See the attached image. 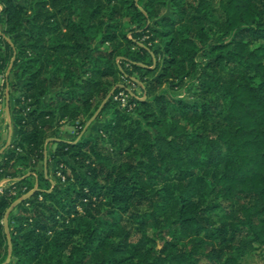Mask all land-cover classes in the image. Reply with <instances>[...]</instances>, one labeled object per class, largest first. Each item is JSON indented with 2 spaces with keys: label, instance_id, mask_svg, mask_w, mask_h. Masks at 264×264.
<instances>
[{
  "label": "trees",
  "instance_id": "obj_1",
  "mask_svg": "<svg viewBox=\"0 0 264 264\" xmlns=\"http://www.w3.org/2000/svg\"><path fill=\"white\" fill-rule=\"evenodd\" d=\"M0 69L17 127L0 264H240L264 247V0H0ZM190 83L192 101L172 93ZM99 107L98 134L61 137Z\"/></svg>",
  "mask_w": 264,
  "mask_h": 264
},
{
  "label": "rangeland",
  "instance_id": "obj_2",
  "mask_svg": "<svg viewBox=\"0 0 264 264\" xmlns=\"http://www.w3.org/2000/svg\"><path fill=\"white\" fill-rule=\"evenodd\" d=\"M6 71L3 73L2 77L0 76V82L3 79L6 80V76H5ZM10 80L13 82L14 81L13 77H11ZM136 81L139 82V79L136 78ZM5 82H3V84L0 86V89L3 95L2 103L5 102V99H6L7 86H5ZM126 86L131 91L133 90V92H135L138 96L143 97L142 89L137 83L133 84L131 81H126ZM172 93L185 100L192 101L193 96H194V84L190 83L188 85H185L177 90H173ZM99 112H100V107L94 114H92V112H88V113L83 114L77 120L72 121L71 123H64V126L62 127V130L60 133L61 137L64 136V133H63L64 129L73 130V136L70 138V140H73L75 138L79 139L81 136H84L85 138L95 136L96 134H98L100 125L108 119L107 115H103L101 119H98ZM2 146L3 144L0 143V148ZM54 148H55V144L53 142L51 144L50 143L48 144L49 152H52ZM55 168H56L55 161H52V160H50L49 162L45 160L44 163H41L38 166L39 171H42V172L44 171V173L46 175H49L50 179L52 180H55V176H54ZM5 183L7 182H4L3 184L10 185V184H5ZM263 262H264V247L256 248L251 254L245 256L241 260L240 264H263Z\"/></svg>",
  "mask_w": 264,
  "mask_h": 264
},
{
  "label": "crops",
  "instance_id": "obj_3",
  "mask_svg": "<svg viewBox=\"0 0 264 264\" xmlns=\"http://www.w3.org/2000/svg\"><path fill=\"white\" fill-rule=\"evenodd\" d=\"M5 82L3 79L0 82V86ZM14 106V97L10 95L9 88L6 89V99L5 102L0 103V143L3 146L0 148V153L4 150V148L16 137L17 127L13 121L12 116V108ZM64 139L70 140L73 136V130L64 129ZM52 142H50L51 144ZM12 181H8L5 184H10ZM7 185H4V187Z\"/></svg>",
  "mask_w": 264,
  "mask_h": 264
},
{
  "label": "built area",
  "instance_id": "obj_4",
  "mask_svg": "<svg viewBox=\"0 0 264 264\" xmlns=\"http://www.w3.org/2000/svg\"><path fill=\"white\" fill-rule=\"evenodd\" d=\"M3 73H4V71H2L0 69V76L1 77H2ZM2 96L3 95H2V92H1V89H0V103L3 101V97ZM138 97H140V96H138ZM115 99L116 100H120L123 106L127 103V95L124 92H121V93H119V95L115 96ZM8 181H10V180L9 179H3V180L0 181V193L4 189V184L3 183L4 182H8Z\"/></svg>",
  "mask_w": 264,
  "mask_h": 264
},
{
  "label": "water",
  "instance_id": "obj_5",
  "mask_svg": "<svg viewBox=\"0 0 264 264\" xmlns=\"http://www.w3.org/2000/svg\"><path fill=\"white\" fill-rule=\"evenodd\" d=\"M31 193H32V192H31ZM31 193H29V194H27V195L21 197L20 199H18V200L12 205V207H14L16 204L22 202L25 198L29 197V196L31 195ZM12 207H11V208H12ZM11 208H10V209H11ZM10 209H9V210H10ZM5 226H6V232L8 233V228H7V222H6V220H5ZM10 256H11V254L9 255L7 261H9Z\"/></svg>",
  "mask_w": 264,
  "mask_h": 264
}]
</instances>
